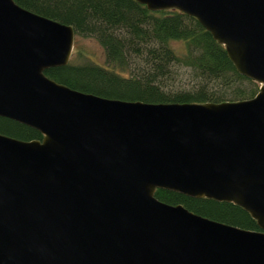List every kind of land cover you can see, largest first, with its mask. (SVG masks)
I'll list each match as a JSON object with an SVG mask.
<instances>
[{
  "label": "water",
  "instance_id": "obj_1",
  "mask_svg": "<svg viewBox=\"0 0 264 264\" xmlns=\"http://www.w3.org/2000/svg\"><path fill=\"white\" fill-rule=\"evenodd\" d=\"M198 19L250 98L147 102L59 82L71 24L0 0V264H264V0H137ZM157 188L242 206L258 229L156 197Z\"/></svg>",
  "mask_w": 264,
  "mask_h": 264
},
{
  "label": "trees",
  "instance_id": "obj_2",
  "mask_svg": "<svg viewBox=\"0 0 264 264\" xmlns=\"http://www.w3.org/2000/svg\"><path fill=\"white\" fill-rule=\"evenodd\" d=\"M15 1L101 43L103 62L78 47L67 64L44 69L73 88L147 102L232 101L250 98L259 89L257 81L236 70L224 45L196 17L176 8L150 10L137 0ZM185 72L190 74L187 81ZM0 132L22 139L42 137L36 128L1 115ZM155 195L215 220L258 229L255 219L233 202L166 188H157Z\"/></svg>",
  "mask_w": 264,
  "mask_h": 264
},
{
  "label": "rangeland",
  "instance_id": "obj_3",
  "mask_svg": "<svg viewBox=\"0 0 264 264\" xmlns=\"http://www.w3.org/2000/svg\"><path fill=\"white\" fill-rule=\"evenodd\" d=\"M178 47L181 44H176ZM81 48L86 54L93 60L97 62H103L105 60L104 49L101 43L97 40L96 37L90 35H76L73 46V53L76 48ZM190 79V74L185 72V80Z\"/></svg>",
  "mask_w": 264,
  "mask_h": 264
}]
</instances>
